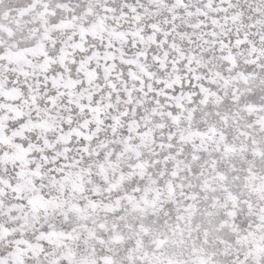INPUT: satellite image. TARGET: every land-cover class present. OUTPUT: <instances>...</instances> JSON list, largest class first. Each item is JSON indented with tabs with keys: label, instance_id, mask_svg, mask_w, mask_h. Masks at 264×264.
<instances>
[{
	"label": "snow or ice",
	"instance_id": "obj_1",
	"mask_svg": "<svg viewBox=\"0 0 264 264\" xmlns=\"http://www.w3.org/2000/svg\"><path fill=\"white\" fill-rule=\"evenodd\" d=\"M0 264H264V0H0Z\"/></svg>",
	"mask_w": 264,
	"mask_h": 264
}]
</instances>
